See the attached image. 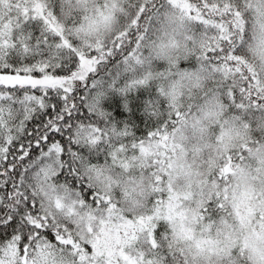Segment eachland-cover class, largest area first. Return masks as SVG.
<instances>
[{
  "label": "snow or ice",
  "instance_id": "1",
  "mask_svg": "<svg viewBox=\"0 0 264 264\" xmlns=\"http://www.w3.org/2000/svg\"><path fill=\"white\" fill-rule=\"evenodd\" d=\"M170 17L201 35L193 59L213 82L186 96L156 86L136 136L90 98L104 78L121 95L153 87L151 71L119 86L113 68L143 67ZM258 34L264 0H0V264H228L264 241V137L246 119L264 112V78L245 58ZM208 102L224 118L207 160L199 148L189 159L177 134L189 116L201 124L194 109ZM128 185L142 214L121 206Z\"/></svg>",
  "mask_w": 264,
  "mask_h": 264
},
{
  "label": "clouds",
  "instance_id": "2",
  "mask_svg": "<svg viewBox=\"0 0 264 264\" xmlns=\"http://www.w3.org/2000/svg\"><path fill=\"white\" fill-rule=\"evenodd\" d=\"M251 36V32H249ZM152 39L155 40V44L145 47L144 56L147 58L143 67L137 68L136 73H125L123 66L119 69L113 68V72H119L120 74V85L123 86L124 77H139L140 75L151 71L153 79L150 83L156 86H163L166 91H170L175 85L177 94L183 93L184 96L188 94L190 88H195L198 85L203 90L211 86L213 82V76L211 70L205 65L203 69H200L196 61L193 59V52H198L201 44L203 43L202 37L199 32L185 23L181 24L179 19L170 17L162 25L158 26V30L152 33ZM259 34L255 40L249 39V43L253 47L245 51V58L248 62L254 66L257 73L260 74L261 78H264V42ZM163 64L165 67L163 70H159L157 65ZM181 64L187 65L181 67ZM170 65H173L179 72H183L185 69L188 70V75L176 76L173 79L167 81L160 78V73L167 69ZM179 81L177 84L176 82ZM110 80L104 78L103 82L100 83L96 89L93 90L90 102L93 103V107L99 111L108 112L103 107V102L112 93L120 94L115 91L114 88L110 87ZM135 91V90H134ZM132 91V92H134ZM121 95V94H120ZM167 106V97H161ZM180 99H183L181 96ZM180 99L177 103H180ZM194 112L200 113L204 118L201 124L193 126L192 116L188 117L187 125H181V132L177 134V139L181 142L187 151L191 155L195 152V149L199 148L203 151L195 153L203 160H207L210 154V148L206 147L213 141L212 130L216 125V122L224 117L219 115V108L214 102L204 103L201 109H194ZM187 115V113H185ZM246 119L250 120V130L253 138L264 137V112L255 111ZM240 127L239 124L235 125ZM233 124L230 122L225 125V128H231ZM241 130H243L241 128ZM225 142H229L228 136L225 137ZM253 167H255V161H250ZM123 183L126 177L120 174L118 177ZM185 180L184 177L180 179V186L183 187ZM128 196L127 198L121 197V206L124 207L129 215L142 214L143 209L136 205V201L140 200L137 191H132V186L128 185ZM86 228V221L84 223ZM129 254L137 255L136 246L127 249ZM160 255H163L166 260L171 261V257L167 254L166 250H162ZM66 256V254H65ZM264 241H253L251 247L246 250L243 255L239 253L238 249H234L231 257L225 256L224 259L228 260V264H264ZM59 259V254H57ZM66 259H70L66 256ZM153 259H159V256L153 254ZM200 264H210L208 260H201ZM211 264H224V261L213 257Z\"/></svg>",
  "mask_w": 264,
  "mask_h": 264
},
{
  "label": "trees",
  "instance_id": "3",
  "mask_svg": "<svg viewBox=\"0 0 264 264\" xmlns=\"http://www.w3.org/2000/svg\"><path fill=\"white\" fill-rule=\"evenodd\" d=\"M186 66L181 64V67ZM157 67L159 70H163L165 66L158 64ZM155 95L154 86L147 89L138 88L127 95L112 93L104 100L103 107L111 113L113 121L119 127L128 124L136 136H143L149 130L150 125L149 114L145 111L146 102L153 99ZM125 102H127V109L125 108ZM38 123V120L29 122V127L31 128L32 124Z\"/></svg>",
  "mask_w": 264,
  "mask_h": 264
}]
</instances>
